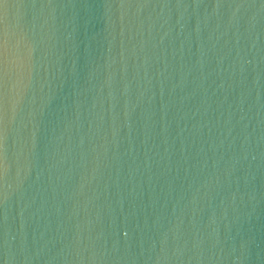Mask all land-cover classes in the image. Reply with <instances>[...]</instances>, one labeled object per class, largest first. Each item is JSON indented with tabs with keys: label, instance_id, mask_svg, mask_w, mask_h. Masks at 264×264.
Returning a JSON list of instances; mask_svg holds the SVG:
<instances>
[{
	"label": "water",
	"instance_id": "1",
	"mask_svg": "<svg viewBox=\"0 0 264 264\" xmlns=\"http://www.w3.org/2000/svg\"><path fill=\"white\" fill-rule=\"evenodd\" d=\"M0 30V264H264V0H10Z\"/></svg>",
	"mask_w": 264,
	"mask_h": 264
},
{
	"label": "snow or ice",
	"instance_id": "2",
	"mask_svg": "<svg viewBox=\"0 0 264 264\" xmlns=\"http://www.w3.org/2000/svg\"><path fill=\"white\" fill-rule=\"evenodd\" d=\"M10 0H0V23L3 22V14L5 6ZM7 40L4 37L3 31L0 30V177L4 174V157H3V141H4V102L6 92L4 91L9 73L5 70V50ZM21 67V65L19 66Z\"/></svg>",
	"mask_w": 264,
	"mask_h": 264
}]
</instances>
